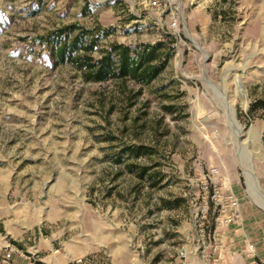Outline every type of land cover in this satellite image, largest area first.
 I'll return each instance as SVG.
<instances>
[{"label":"rangeland","instance_id":"1","mask_svg":"<svg viewBox=\"0 0 264 264\" xmlns=\"http://www.w3.org/2000/svg\"><path fill=\"white\" fill-rule=\"evenodd\" d=\"M148 1L0 0V245L15 250L0 264H176L182 247L211 264L194 210L212 168L243 210L228 261L247 264L251 242L264 253L242 164L264 194V0ZM71 24L107 30L96 59L166 34L173 56L147 85L86 81L37 40Z\"/></svg>","mask_w":264,"mask_h":264},{"label":"trees","instance_id":"2","mask_svg":"<svg viewBox=\"0 0 264 264\" xmlns=\"http://www.w3.org/2000/svg\"><path fill=\"white\" fill-rule=\"evenodd\" d=\"M100 33V34H99ZM107 30L86 29L71 24L37 38L48 49L54 65L69 63L79 70L86 81L104 82L112 79L147 85L166 67L173 56V37L166 34L155 43L135 46L114 44L101 52L98 59L93 51ZM147 147L130 146L127 153L134 157L146 154Z\"/></svg>","mask_w":264,"mask_h":264},{"label":"built area","instance_id":"3","mask_svg":"<svg viewBox=\"0 0 264 264\" xmlns=\"http://www.w3.org/2000/svg\"><path fill=\"white\" fill-rule=\"evenodd\" d=\"M161 1L165 2V0H149L148 4L151 7H159ZM176 26L177 18L171 16L168 27L174 30ZM206 177L202 183L204 194L202 204L198 205L194 210V224L199 235V239L196 242V250L199 253H204L209 247L213 253H216V256L212 258L211 264H227L220 239L222 235H225V230L231 225L241 224L243 220L242 205L230 185L221 180L220 171L217 168L210 169ZM210 210L212 211V217L209 226L207 215ZM258 241L264 249V235ZM211 242L212 244H210ZM14 251V247L9 245L5 255L6 261L11 260L10 254ZM245 252L247 264H264V259L257 258V247L254 242L246 245ZM76 264H87V262L78 259ZM176 264H192L190 253L184 247L176 254Z\"/></svg>","mask_w":264,"mask_h":264},{"label":"bare ground","instance_id":"4","mask_svg":"<svg viewBox=\"0 0 264 264\" xmlns=\"http://www.w3.org/2000/svg\"><path fill=\"white\" fill-rule=\"evenodd\" d=\"M235 89H236V94L238 93L241 96L244 94V89L241 87V84H238V86H236ZM229 109H230V113L233 117L234 116L233 110L231 107ZM232 119H233L232 124L235 127H237L236 121H234V118H232ZM237 131L240 132L241 131L240 128H237ZM242 164L245 168V175L247 178V188H248L249 195L251 196V198L255 202V204L264 211V194L262 193V191L259 188L257 177L254 175L253 166H252V163L250 162V157L248 158V160H246L244 158L242 160Z\"/></svg>","mask_w":264,"mask_h":264},{"label":"crops","instance_id":"5","mask_svg":"<svg viewBox=\"0 0 264 264\" xmlns=\"http://www.w3.org/2000/svg\"><path fill=\"white\" fill-rule=\"evenodd\" d=\"M225 231H227V233H225V235H222L221 236L220 242L222 243V250H223V253H224V256H225V259H226V263L227 264H232L231 262L228 261L229 256H227V255L230 253V251H231L230 249L231 248L233 249L234 247H236L238 245V243H236V242L234 243V241L232 239L234 237L238 236V233L239 232H242L241 224L240 225H238V224L231 225ZM0 238H1V233H0ZM235 240H238V239L235 238ZM9 245L10 244H8L7 242L4 241V243L2 245H0V248L3 247V248H6L7 249V247ZM10 246H13V245H10ZM19 254H21V253H19ZM17 257H15V264H18V263L21 264V262H23V261H21L22 259H20V257H18V258ZM257 258L258 259H264V253L263 252L259 253V250H258L257 251Z\"/></svg>","mask_w":264,"mask_h":264}]
</instances>
